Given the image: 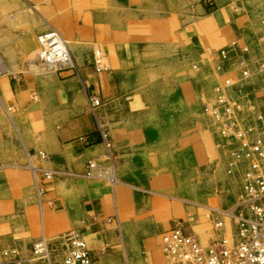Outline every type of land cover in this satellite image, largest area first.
I'll return each mask as SVG.
<instances>
[{
  "label": "rangeland",
  "instance_id": "rangeland-1",
  "mask_svg": "<svg viewBox=\"0 0 264 264\" xmlns=\"http://www.w3.org/2000/svg\"><path fill=\"white\" fill-rule=\"evenodd\" d=\"M140 1L0 0V261L10 260L5 252L14 249L30 264L35 242L45 236L51 256L34 264H65L60 236H80L65 209L78 218L84 190L74 183L79 172L50 166L51 150L55 137L74 129L70 124L84 114L115 150L108 155L102 145L87 161L100 167L93 176L87 167L83 174L114 194L129 246L134 226L151 236L156 220L174 224L191 216L206 244L213 234L207 206L226 207L236 199L237 181L204 105L222 79L217 68L222 49L236 42L231 60L244 47L253 59L264 57V0H217L219 10L205 19V12L197 15L198 0H172V8L187 4L178 12L194 17L189 24L184 19L171 25L137 23ZM50 27L70 46L73 41V67L55 70L39 59V35ZM89 70L114 78L115 94L93 91ZM250 97L252 110L263 106L264 87L250 89ZM96 98L100 103L94 106ZM111 168L115 185L108 177ZM64 178L68 183L49 187ZM137 244V256H148ZM160 250L163 258L154 257L156 264H171Z\"/></svg>",
  "mask_w": 264,
  "mask_h": 264
},
{
  "label": "built area",
  "instance_id": "built-area-1",
  "mask_svg": "<svg viewBox=\"0 0 264 264\" xmlns=\"http://www.w3.org/2000/svg\"><path fill=\"white\" fill-rule=\"evenodd\" d=\"M203 1L206 10L215 9L213 0ZM39 42L42 62L70 61V47L56 28L44 30ZM236 47L234 42L220 51L217 68L222 79L214 88V96L204 105V113L216 129L217 143L229 161V171L237 181L236 199L226 207H207L205 217L212 224L213 234L206 244L199 239L193 217H189L188 222H174L164 231L161 244L171 264H264V104L254 110L250 106V89L264 87V57L253 59L248 56L249 48L244 47L241 56L231 60L230 54ZM73 66L60 65L59 68ZM99 103L97 98L92 101L94 106ZM103 140L110 155L111 143L105 134ZM86 167V174L93 176L100 166L89 161ZM46 172L50 177L51 173ZM108 177L112 181L116 178L113 170ZM37 190L40 194L43 191L38 177ZM60 237L66 243L65 264L93 263L84 237L71 233ZM49 249L47 238L42 236L35 242L33 252L44 256ZM16 253L14 249L6 251L10 260L0 261V264H23L24 260Z\"/></svg>",
  "mask_w": 264,
  "mask_h": 264
},
{
  "label": "crops",
  "instance_id": "crops-1",
  "mask_svg": "<svg viewBox=\"0 0 264 264\" xmlns=\"http://www.w3.org/2000/svg\"><path fill=\"white\" fill-rule=\"evenodd\" d=\"M173 1L175 3L183 1L187 3V0ZM215 1L216 7L214 11L216 12L219 10V6L218 1ZM171 2L172 0H142L138 3L136 13L134 12L136 16H134V19H136L139 24L159 25L163 22L171 25L183 21L184 19L186 21L185 23H191L194 17L191 11H187L185 14L179 13L180 11L182 12V9L186 10L187 4L184 8L177 9V7L172 8V6H170ZM182 4L183 3L178 6L180 7ZM196 6L198 7V17H200L199 13L202 12L206 13V15L202 16L204 19L215 13L213 11L209 14L202 0H198ZM166 11L169 13H165ZM171 12L174 13L173 17ZM62 30L65 35H67V31H69L68 28L65 29L66 31L64 29ZM179 35L182 39L187 40V33H181ZM67 37L72 41L69 36ZM71 47H73V41L70 46L72 51ZM113 79L112 77L104 79L92 72L91 83L94 86L93 91L100 90L101 95L108 97L114 95L115 84ZM74 120L75 121H72L70 124L75 126L74 129H65L55 137L53 144L54 148L51 150L52 162H50V166L56 170L64 168L65 170L70 169L80 173L79 179H75L74 183L81 185L84 190L80 197L84 200L83 207L81 208L78 218L75 214V216H73L68 208L65 209V214L73 217L71 226L88 242L93 260L92 264H156L154 257H157L159 260L163 258L160 250V247L162 249L163 247L162 244H160L161 246L158 244L157 235H159L161 239V234L172 227L173 223H171L170 220H165V222H158L156 220L157 222H153V226L150 227L152 230L150 232L151 236L145 235V228L141 227V225L134 226V229L132 228V230L128 231L131 233L132 240L134 241L132 247L129 246V237L126 238L124 236L125 228L120 220L119 214L116 213L118 212L117 205L113 203V199H115L114 194L110 193L108 188H105V186L99 182L88 181L83 174L87 166V161L97 155L98 151L102 149V145H104L105 150L108 151L105 142L102 140L101 131L96 127L88 114H84ZM114 150L115 148H111V153ZM31 168L33 176L35 174L37 178L35 166L31 165ZM117 181V178L113 179V181L111 180L114 185ZM63 182L68 183V180L64 178L60 179V181L51 182L49 183V187ZM50 194H53V192H50ZM39 196L41 197L40 193ZM42 217L44 219V210H42ZM115 218L117 219L115 220ZM117 239H119L121 243L120 246L118 245ZM136 242L140 244L141 250L145 246L149 252L148 256L142 258L137 256L135 247L138 244ZM50 256L51 251L49 249L46 257H36L33 255L29 258V263L34 264L38 259H46L49 261Z\"/></svg>",
  "mask_w": 264,
  "mask_h": 264
},
{
  "label": "bare ground",
  "instance_id": "bare-ground-1",
  "mask_svg": "<svg viewBox=\"0 0 264 264\" xmlns=\"http://www.w3.org/2000/svg\"><path fill=\"white\" fill-rule=\"evenodd\" d=\"M63 36V35H62ZM64 37V36H63ZM65 39V38H64ZM66 40V39H65ZM66 42H67V40H66ZM68 43V42H67ZM68 45H69V43H68ZM69 47H70V45H69ZM71 50V49H70ZM72 52V51H71ZM45 64H47V65H49V66H51V68H54L55 70H57L58 68H59V66L60 65H64V66H67V65H69V64H72V65H75V63H74V58H73V54H72V56H71V59H70V61L69 62H65V63H63V64H58V63H48V62H44ZM6 69V68H5ZM8 71V70H7ZM3 72H4V69H2L1 67H0V75H2L3 74ZM48 254V253H47ZM47 254H45L44 256H39L38 255V257H46L47 256Z\"/></svg>",
  "mask_w": 264,
  "mask_h": 264
}]
</instances>
